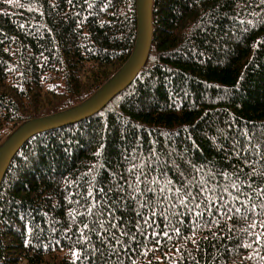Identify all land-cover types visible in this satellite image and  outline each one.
I'll list each match as a JSON object with an SVG mask.
<instances>
[{"label":"trees","instance_id":"obj_1","mask_svg":"<svg viewBox=\"0 0 264 264\" xmlns=\"http://www.w3.org/2000/svg\"><path fill=\"white\" fill-rule=\"evenodd\" d=\"M151 22L125 90L13 157L0 264H264V0H152ZM136 36V0H0V147Z\"/></svg>","mask_w":264,"mask_h":264},{"label":"water","instance_id":"obj_2","mask_svg":"<svg viewBox=\"0 0 264 264\" xmlns=\"http://www.w3.org/2000/svg\"><path fill=\"white\" fill-rule=\"evenodd\" d=\"M136 2V46L129 60L106 84L83 103L51 116L29 120L18 128L0 147V184L13 157L31 137L93 116L133 82L136 73L146 63L152 34V0H136Z\"/></svg>","mask_w":264,"mask_h":264}]
</instances>
